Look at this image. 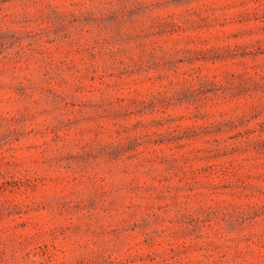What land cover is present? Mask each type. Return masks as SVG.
I'll list each match as a JSON object with an SVG mask.
<instances>
[{
    "label": "rangeland",
    "instance_id": "obj_1",
    "mask_svg": "<svg viewBox=\"0 0 264 264\" xmlns=\"http://www.w3.org/2000/svg\"><path fill=\"white\" fill-rule=\"evenodd\" d=\"M0 264H264V0H0Z\"/></svg>",
    "mask_w": 264,
    "mask_h": 264
}]
</instances>
